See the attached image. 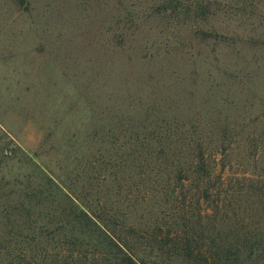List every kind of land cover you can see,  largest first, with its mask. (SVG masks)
Listing matches in <instances>:
<instances>
[{
  "label": "rangeland",
  "instance_id": "374dc122",
  "mask_svg": "<svg viewBox=\"0 0 264 264\" xmlns=\"http://www.w3.org/2000/svg\"><path fill=\"white\" fill-rule=\"evenodd\" d=\"M0 61V264L62 250L79 210L148 264L187 236L264 255V0H0Z\"/></svg>",
  "mask_w": 264,
  "mask_h": 264
},
{
  "label": "trees",
  "instance_id": "16d2710c",
  "mask_svg": "<svg viewBox=\"0 0 264 264\" xmlns=\"http://www.w3.org/2000/svg\"><path fill=\"white\" fill-rule=\"evenodd\" d=\"M59 193L67 202H73L71 193L59 190ZM82 226L75 227L62 224L57 227L67 233L63 240L57 243L63 248L56 252H48L47 246L41 245L45 249L41 253V261L34 257L22 254L19 259H8L10 264H148L146 258L136 254L129 239L117 235L110 225L97 217L89 210H79ZM51 238V237H49ZM176 241L178 250L181 252L182 264H225L232 263L233 255L228 252H206L198 249L194 252V242L189 236L183 237L182 241ZM54 242V239L46 240L45 244ZM193 242V243H192ZM244 246H252L249 241L243 243ZM264 246V245H263ZM50 255V256H49ZM247 264H264V255H253L251 252L247 257ZM242 264H244L242 262Z\"/></svg>",
  "mask_w": 264,
  "mask_h": 264
},
{
  "label": "crops",
  "instance_id": "0c3cea01",
  "mask_svg": "<svg viewBox=\"0 0 264 264\" xmlns=\"http://www.w3.org/2000/svg\"><path fill=\"white\" fill-rule=\"evenodd\" d=\"M8 61L9 63H12ZM14 68L11 65H7L6 62L0 61V157H4L6 150L12 154L16 150H19V142L15 141V135L8 128V113L13 108L16 100L15 92H20V87H14ZM15 96V97H14ZM19 96V94H18ZM17 101V100H16Z\"/></svg>",
  "mask_w": 264,
  "mask_h": 264
}]
</instances>
